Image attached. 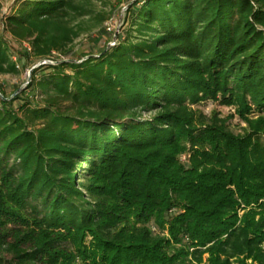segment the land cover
<instances>
[{"label": "trees", "instance_id": "16d2710c", "mask_svg": "<svg viewBox=\"0 0 264 264\" xmlns=\"http://www.w3.org/2000/svg\"><path fill=\"white\" fill-rule=\"evenodd\" d=\"M127 10L116 46L0 86V264H264V0ZM85 15L22 0L5 32L44 61ZM9 49L0 76L17 73ZM206 101L243 134L193 110Z\"/></svg>", "mask_w": 264, "mask_h": 264}, {"label": "rangeland", "instance_id": "374dc122", "mask_svg": "<svg viewBox=\"0 0 264 264\" xmlns=\"http://www.w3.org/2000/svg\"><path fill=\"white\" fill-rule=\"evenodd\" d=\"M22 0H0V38L4 40L5 46L10 49L12 62L17 67L15 75L0 76V86L6 95L12 90L17 89L18 93L29 83L30 71L41 65L42 61H36L30 51L24 49V45L30 47L29 42L17 41L5 32V19L7 16L14 14ZM136 0H80L86 8L87 15L73 19L71 26L80 30L77 38L73 40L69 51L66 54L52 52L46 60L54 62L56 65L59 61H72L79 63L82 57L86 55L97 56L101 50L108 49L114 37L121 40L128 29L130 18L128 7L135 3ZM111 23L113 27L111 32L105 30V24ZM45 61V60H44ZM45 71L41 70L36 75H43ZM27 94L24 93V95ZM37 95V94H36ZM196 113H201L205 118L218 116L219 119L228 118L227 126L234 134H243L246 124L242 122L234 113L233 108H225L217 103L210 101L203 102L193 107ZM256 113L251 114L250 118L255 119ZM264 117V114H263ZM188 153L180 155L182 163H187ZM250 263V262H248Z\"/></svg>", "mask_w": 264, "mask_h": 264}, {"label": "built area", "instance_id": "2783aa9c", "mask_svg": "<svg viewBox=\"0 0 264 264\" xmlns=\"http://www.w3.org/2000/svg\"><path fill=\"white\" fill-rule=\"evenodd\" d=\"M112 29H113V27L111 26V23H106L105 24V30L107 31V32H111L112 31ZM116 44H117V40H116V36L114 37V39H113V41H112V43L111 44H109L108 45V47H114V46H116ZM24 49L26 50V51H30V47L28 46V45H24ZM45 64H48V65H54L55 63L54 62H52V61H50V60H45V61H42L41 62V65H45ZM40 66V65H39Z\"/></svg>", "mask_w": 264, "mask_h": 264}, {"label": "water", "instance_id": "95a60500", "mask_svg": "<svg viewBox=\"0 0 264 264\" xmlns=\"http://www.w3.org/2000/svg\"><path fill=\"white\" fill-rule=\"evenodd\" d=\"M33 69H34V68H33ZM30 73H31V71H30ZM30 73H29V74H30Z\"/></svg>", "mask_w": 264, "mask_h": 264}]
</instances>
